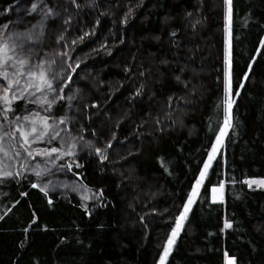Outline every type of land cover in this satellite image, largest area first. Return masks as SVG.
Masks as SVG:
<instances>
[{
	"label": "trees",
	"instance_id": "1",
	"mask_svg": "<svg viewBox=\"0 0 264 264\" xmlns=\"http://www.w3.org/2000/svg\"><path fill=\"white\" fill-rule=\"evenodd\" d=\"M20 1L0 0V31ZM47 1L56 14L35 57L76 61L68 130L90 146L63 162L96 197L0 170V264H158L225 122L227 6ZM230 26L229 128L166 264H264V188L246 182L264 178V0H232ZM66 106L52 107L56 120Z\"/></svg>",
	"mask_w": 264,
	"mask_h": 264
},
{
	"label": "rangeland",
	"instance_id": "2",
	"mask_svg": "<svg viewBox=\"0 0 264 264\" xmlns=\"http://www.w3.org/2000/svg\"><path fill=\"white\" fill-rule=\"evenodd\" d=\"M33 5L36 6L35 9L33 8ZM4 14L9 15V18L1 29L0 36L4 38L12 36L17 44L23 43V50L17 47L15 53L9 54L14 55L17 58L27 59L30 63L23 67L17 65V68L7 66L6 70L8 72L9 80H4L0 77V124L4 125L5 132L11 131L16 126H23L25 131H28L31 127L35 126L38 129V132L43 131L44 135L36 142H31L30 140L29 144H25L23 147L20 146L22 141L17 142V140L5 137L4 148L8 152V157H4L3 154L0 153V160L3 161V163L0 164V170L8 171V173L15 176L26 173L34 178L37 185L49 193L68 194L80 203L87 205L96 197V193L86 187L75 175H73L63 162L67 156L72 155L73 153L82 152L85 148L90 146H88V141L74 137L68 130L69 123L79 116L77 102L80 97V91L76 85L75 76L72 74V69L76 64V61L68 59V56L59 54L47 55L37 59L35 57V46L42 40L48 22L53 19L56 13L51 3L47 0H22L4 11ZM5 26L7 27L5 28ZM230 28L231 26L229 27V21L227 18V43L225 49L227 61V114L225 121L227 120L228 123L226 124L224 122L219 136L210 150L206 163L194 183L191 195L185 204L190 210L204 183L212 162L222 148L224 137L229 128L231 112L229 113L228 111V103H231V105L233 104L232 96L229 97L228 87L229 76L231 80ZM53 61H55V63H52ZM42 62L43 69L46 70V76L48 79L51 80L52 72L55 70H59L60 76L63 77V79L52 80L53 88L57 91H59L60 86L67 85L63 88L62 92H59V95H57L56 92L49 91L43 84H41L42 90L38 91L34 87L35 84L39 83L38 78L35 76L29 77L27 75L29 71L38 74L40 71L38 66H40ZM9 63L11 64L12 62L10 61ZM17 69L25 74L22 76L13 75L17 72ZM17 79L20 81L19 87H16L14 83L12 86H9V81L14 82ZM4 87H8L7 92L3 91ZM4 96H7V100L3 99ZM45 97L47 98V101L51 102L50 104L44 102ZM54 97L55 99H53ZM60 97H63V99ZM69 97H71V99H69ZM13 99H23L24 102L22 108L14 117H11L10 113L13 109ZM62 100L67 102V106L60 118L63 123H61L59 119L56 120L51 113L52 107ZM25 117H27V119H25ZM13 121H15V124H13ZM32 122H34V124ZM45 122L47 127L45 126ZM57 133L59 134L57 135ZM16 135L19 137V133ZM25 148H28V151L32 153L31 156L27 155L24 151ZM53 148L57 149V151L51 152ZM17 151L21 153L19 157L15 156V152ZM45 152L50 153V155L44 154ZM37 172L40 173L39 176L36 175ZM261 179L264 181V178L261 177H251L247 178L246 182L249 185V182H261ZM221 185L226 186L225 182ZM260 185L261 184L259 183H253L251 186L252 188L254 187L258 189ZM212 190L213 187L211 191ZM190 200L192 202L189 204ZM184 209L185 207L178 218L184 213ZM190 210L185 214L186 217ZM185 220L186 219H183L181 221L182 227ZM182 227L177 229L176 222L173 228V230L176 229L178 232V235L173 237L175 243L180 236ZM173 230L170 237H172ZM175 243L172 245V249ZM225 255L229 256L227 253H225ZM160 262L161 258L158 264H160Z\"/></svg>",
	"mask_w": 264,
	"mask_h": 264
},
{
	"label": "snow or ice",
	"instance_id": "3",
	"mask_svg": "<svg viewBox=\"0 0 264 264\" xmlns=\"http://www.w3.org/2000/svg\"><path fill=\"white\" fill-rule=\"evenodd\" d=\"M225 2V5L227 6V12H226V15H227V18H228V21H229V27H230V18H231V13H232V0H224ZM35 5H33V8L35 9ZM7 26H5L6 28ZM0 77H2L4 80H9V76H8V72L6 70V67L7 66H10L12 68H17V65L23 67V66H26L30 63L29 60L27 59H24V58H17L16 56L14 55H10L9 53H15L16 51V48L19 47L23 50V43H20V44H17V42L15 40H13L12 36H9L7 38H4L2 36H0ZM12 62L11 64L9 62ZM52 63H55V61H53ZM40 68V71L39 73L37 74L36 72H32V71H29L27 73V75L29 77H37L38 80H39V83L35 84L34 87L38 90V91H41L42 88H41V84H43L49 91H52V92H56L57 95H59V92H62L63 91V88L66 87L67 85H62L60 86L59 88V91H57L55 88H53V84H52V80H59V79H63V77L60 76V73H59V70H55L52 72V78L51 80L47 78L46 76V70L43 69V62L40 66H38ZM25 73L19 71V69H17V72L14 73L13 75H24ZM14 83V85L16 87H19L20 85V81L17 79L15 80L14 82L13 81H9V86H12ZM229 97L231 96V80H230V76H229ZM241 87H243V85L241 84ZM3 91L4 92H7L8 91V87H4L3 88ZM239 93L237 92V95ZM61 99H63V97H60ZM4 100H7V96H4L3 97ZM55 99V97L53 98ZM69 99H71V97H69ZM46 103H51L49 101H47V98L45 97V101ZM231 103H228V111L229 113L231 112ZM6 118V117H5ZM18 119V118H17ZM25 119H27V117H25ZM34 124V122H32ZM61 123H63V121H61ZM225 123L227 124L228 121L226 120ZM13 124H15V121H13ZM45 126L47 127L46 125V122H45ZM17 133H19V137H17ZM59 133H57L58 135ZM44 135V132L43 131H39L38 132V129L33 126L31 127L28 131H25L23 126H16L14 127L11 131H8V132H5L4 131V125L3 124H0V153L3 154L4 157H8V152L7 150H5L4 148V139L5 137H8L9 139H13V140H17V142H21L20 143V146L23 147L25 144H29L30 140L31 142H36L37 140L41 139ZM24 151L27 153L28 156H31L32 153L30 151H28V148H25ZM57 149L53 148L51 150V152H56ZM99 151V150H97ZM44 154H47V155H50V153H47L45 152ZM21 155V153L19 151L15 152V156L16 157H19ZM3 161L0 160V164H2ZM207 167V165H206ZM6 175H11V173H6ZM36 175H40L39 172L36 173ZM252 183H264V181H261V182H257V181H252V182H249V186L251 187V184ZM36 185H33V187H35ZM192 201L190 200L189 201V204L191 203ZM189 207L186 205L185 206V209H184V213H182L181 217L178 218V221H177V229L181 228L182 227V223L181 221L183 219H186V213L189 211ZM226 227H231V224H226ZM176 235H178V232L176 229L173 230V234H172V237L169 238L168 240V244L167 246L165 247V250H164V253L161 257V262L160 264H165V261H166V258L168 255H170L171 253V249H172V245L175 243V240L173 239V237H175ZM228 264H235V261L234 259H230Z\"/></svg>",
	"mask_w": 264,
	"mask_h": 264
},
{
	"label": "crops",
	"instance_id": "4",
	"mask_svg": "<svg viewBox=\"0 0 264 264\" xmlns=\"http://www.w3.org/2000/svg\"><path fill=\"white\" fill-rule=\"evenodd\" d=\"M211 201L212 202H217V203H222L224 206L226 204V194L221 198V193L217 192L215 195L213 194V190L211 191ZM195 202V201H194ZM194 204V203H193Z\"/></svg>",
	"mask_w": 264,
	"mask_h": 264
},
{
	"label": "built area",
	"instance_id": "5",
	"mask_svg": "<svg viewBox=\"0 0 264 264\" xmlns=\"http://www.w3.org/2000/svg\"><path fill=\"white\" fill-rule=\"evenodd\" d=\"M260 181H263V179H261ZM259 184H261L259 188H260V189H263V188H264V183H259ZM251 188H252V186H251ZM253 188H254V187H253Z\"/></svg>",
	"mask_w": 264,
	"mask_h": 264
},
{
	"label": "water",
	"instance_id": "6",
	"mask_svg": "<svg viewBox=\"0 0 264 264\" xmlns=\"http://www.w3.org/2000/svg\"><path fill=\"white\" fill-rule=\"evenodd\" d=\"M225 184H227V182H225ZM213 187V186H212ZM226 186L224 185V188H225ZM212 189V188H211Z\"/></svg>",
	"mask_w": 264,
	"mask_h": 264
}]
</instances>
